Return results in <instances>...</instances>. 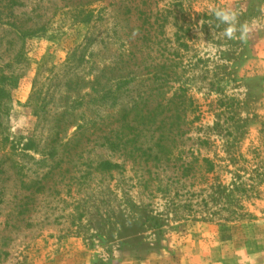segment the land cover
<instances>
[{"label": "rangeland", "instance_id": "374dc122", "mask_svg": "<svg viewBox=\"0 0 264 264\" xmlns=\"http://www.w3.org/2000/svg\"><path fill=\"white\" fill-rule=\"evenodd\" d=\"M140 2L0 0V264H264V0ZM118 63L187 100L112 149Z\"/></svg>", "mask_w": 264, "mask_h": 264}, {"label": "trees", "instance_id": "16d2710c", "mask_svg": "<svg viewBox=\"0 0 264 264\" xmlns=\"http://www.w3.org/2000/svg\"><path fill=\"white\" fill-rule=\"evenodd\" d=\"M131 1L134 2V0ZM151 1L155 2L157 0H141L139 4L133 6L140 13V18L143 19L142 25L138 27L140 31L144 32L143 37H148L151 30L155 27L154 24H156V21L151 22L152 15L147 14L146 10L141 8L142 5H148V3H151ZM81 14H83L81 16L84 20L86 18V20L89 21L94 16V11L91 8H88L87 10L85 9V11H83V13ZM159 26L161 25L158 24V27ZM142 50L143 46L135 51L131 50L129 55H131L132 58H137L136 52ZM123 55H125V53H123ZM141 58H143V56ZM142 60L145 61L146 57H144V59ZM160 66L161 69H165L161 70L159 69V66L154 67L156 68L154 70V86L150 88H148V86L145 87V79L142 78L141 74H137V72L133 71V69H129V64L125 66L122 65L121 67L119 63L116 64V66H104L112 67V82L115 83L116 87L115 90H110L112 94H115V96L113 95V98L116 97L118 100L122 95V98L117 103L119 108L116 112V120L120 124L116 128L110 129V131H108V133H105L103 136V138L105 139L104 144H107L110 148L116 149L119 148V145L125 147L127 142L129 141V139L127 140V138H124V136L129 135L126 130L135 133L136 136L141 135V132L144 129L152 128L154 125H156L159 121L158 116L166 110L172 111L171 117L176 119L181 118L179 115V107L181 103L184 104V102L187 100V96L178 94V88H175L173 94L167 97V95L170 93L169 89L173 87L172 85L167 86V84L175 80L176 75L178 74L177 70H175L174 67H170L171 65L163 64ZM136 80L139 81L137 83V85L139 84L138 90L134 88V92L136 93L130 94V99L126 100L125 98H123V92L131 91V84H133V82H135ZM131 92H133V90ZM176 95L177 97H181L180 103L175 101V99L177 98L175 97ZM162 120L164 119L162 118ZM162 120H160V122L156 125V129L159 130L162 127ZM119 131L123 132V136L121 138L117 136L120 143L116 141V137H114L113 135L114 132L118 133ZM135 135L134 137H136ZM100 164L103 168L106 169H111L118 166V164L112 163L109 160L103 161Z\"/></svg>", "mask_w": 264, "mask_h": 264}, {"label": "clouds", "instance_id": "9594fccd", "mask_svg": "<svg viewBox=\"0 0 264 264\" xmlns=\"http://www.w3.org/2000/svg\"><path fill=\"white\" fill-rule=\"evenodd\" d=\"M212 15L220 24L225 25L224 34L229 39L239 38L245 40L249 32L247 24H239L238 13L227 7H214L211 9ZM237 33H239L237 37Z\"/></svg>", "mask_w": 264, "mask_h": 264}]
</instances>
